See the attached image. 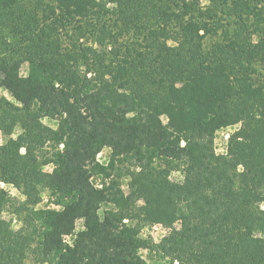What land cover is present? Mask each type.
I'll use <instances>...</instances> for the list:
<instances>
[{"label": "trees", "instance_id": "16d2710c", "mask_svg": "<svg viewBox=\"0 0 264 264\" xmlns=\"http://www.w3.org/2000/svg\"><path fill=\"white\" fill-rule=\"evenodd\" d=\"M0 87V264H264V0H0Z\"/></svg>", "mask_w": 264, "mask_h": 264}, {"label": "rangeland", "instance_id": "374dc122", "mask_svg": "<svg viewBox=\"0 0 264 264\" xmlns=\"http://www.w3.org/2000/svg\"><path fill=\"white\" fill-rule=\"evenodd\" d=\"M201 3L203 5H208L209 0H207V3H204L203 0H201ZM21 73L24 75H26L28 73V63L22 64ZM4 93H7V96L10 97V94L8 93V91H6L4 88L0 87V95H5ZM44 122L48 125L53 126V127H56V125H57L56 120H53L51 118H45ZM49 122H52V123H49ZM236 127H237V125L224 127V128L219 129L216 132L215 146H216L217 152L224 153L226 151L228 137L233 132V131H229V129H236ZM6 139H7V137L0 131V141H2V142H0V144L4 143ZM109 155H110V149L106 148L98 154V159L101 162H106ZM45 169L51 170L52 166H46ZM177 173H178V175H177ZM172 178L174 180H181L182 174L180 172L174 171L172 173ZM0 185H3V187L5 189H7L12 196H16V197L21 198V199L24 198V196L21 194V192L12 184L0 182ZM8 185L12 186L11 189H9L7 187ZM124 189L128 190L127 180H124ZM51 201H52V198L49 196V194L47 192H45L44 193V200L41 202L40 206L41 207H56V205L53 204ZM3 216L6 219H12L11 214L8 212H4ZM13 225H15L14 227H18L19 226L18 221H16L14 219ZM82 225H83V220L79 219L77 221L78 229L82 228ZM169 230L170 229L164 227L161 223H150L142 229L141 236L145 239H148L149 241H152L153 243H158L161 241V239L164 236H166L169 233ZM140 253L143 255L144 259L147 261L148 264H164L165 257H163L161 255H157L155 253L151 254L149 249H142L140 251ZM31 264H33V263H31ZM167 264H172L168 258H167Z\"/></svg>", "mask_w": 264, "mask_h": 264}, {"label": "clouds", "instance_id": "9594fccd", "mask_svg": "<svg viewBox=\"0 0 264 264\" xmlns=\"http://www.w3.org/2000/svg\"><path fill=\"white\" fill-rule=\"evenodd\" d=\"M203 2L204 3H207V0H203ZM109 7H111V5H109ZM200 34L201 35H203V30L201 29L200 30ZM169 43H171V42H169ZM110 47L111 46H109V49H110ZM5 94V96H7V93H4ZM49 123H52V122H49ZM235 129H229V131H234ZM13 138H15V135L13 136ZM0 142H2V141H0ZM181 147H184L185 146V143H184V141H181V145H180ZM21 151H23V149H21ZM177 175H178V173H177ZM98 187H99V185H97ZM0 187H3V185H0ZM9 189H11V185H8L7 186ZM23 199V198H22ZM260 208L262 209V210H264V202H262L261 204H260ZM15 226V225H14ZM164 264H167V258H165V261H164Z\"/></svg>", "mask_w": 264, "mask_h": 264}]
</instances>
